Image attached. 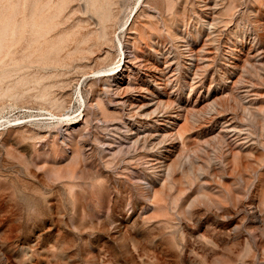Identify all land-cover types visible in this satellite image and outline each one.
<instances>
[{"label": "rangeland", "instance_id": "obj_1", "mask_svg": "<svg viewBox=\"0 0 264 264\" xmlns=\"http://www.w3.org/2000/svg\"><path fill=\"white\" fill-rule=\"evenodd\" d=\"M0 1V264H264V0Z\"/></svg>", "mask_w": 264, "mask_h": 264}, {"label": "bare ground", "instance_id": "obj_2", "mask_svg": "<svg viewBox=\"0 0 264 264\" xmlns=\"http://www.w3.org/2000/svg\"><path fill=\"white\" fill-rule=\"evenodd\" d=\"M9 1V0H8ZM14 1V0H13ZM16 2H17V0H15ZM34 1V0H33ZM44 1V0H43ZM61 1V0H60ZM65 1V0H64ZM1 2V1H0ZM15 2V3H16ZM48 2H50V1H48ZM66 2V1H65ZM149 1L148 0H142V3L143 4H145V3H148ZM18 3V2H17ZM31 3H32V1H31ZM43 3V2H42ZM59 3V2H58ZM62 3V2H61ZM60 3V4H61ZM1 4V3H0ZM6 4H7V1H6ZM12 4V3H11ZM35 4V3H34ZM48 4V3H47ZM90 4V3H89ZM94 4V7H93V9L95 10V13L97 14V17H98V19H99V21L97 22V23H99L100 25H101V27H100V30H99V32H97V36H96V39H97V42H96V44H99L100 46L102 45V49H104V51H105V47H108V44L109 43H111L112 42V38L110 37V31H109V21H111L112 20V18H113V15H112V12H111V8L108 6L107 7V12H103L102 11V6L101 5H98V6H96L95 5V3H93ZM104 4V3H103ZM2 5H4L3 3H2ZM17 5V4H16ZM16 5H14V6H16ZM42 5V4H41ZM53 5V4H52ZM59 5V4H58ZM64 5V4H63ZM5 6V5H4ZM42 6H45L44 4L42 5ZM51 6V5H50ZM55 7H56V5H55ZM62 7H64V6H62ZM6 8V7H5ZM13 8V7H12ZM15 8V7H14ZM31 8V7H30ZM39 8V7H38ZM42 8V7H41ZM44 8V7H43ZM10 9V8H9ZM59 9V8H58ZM61 9V8H60ZM8 10V9H7ZM32 10V9H31ZM57 10V9H56ZM1 11H2V9H1ZM11 11H13V10H11ZM19 11V10H18ZM45 11V10H44ZM47 11V10H46ZM53 11V10H52ZM55 11V10H54ZM3 12V11H2ZM33 13H34V11H32ZM48 12H49V10H48ZM60 12H62V11H60ZM4 13V12H3ZM7 13V12H6ZM9 13V12H8ZM56 13V12H55ZM12 14V13H11ZM44 14V13H43ZM57 14V13H56ZM59 14V13H58ZM8 15V14H7ZM18 15V14H17ZM38 15V14H37ZM45 15V14H44ZM48 14H46V16H47ZM51 15H54L53 13L52 14H50L49 16H51ZM61 15V14H60ZM33 16V15H32ZM43 16V15H42ZM56 16V15H55ZM6 17V16H5ZM19 17V16H18ZM30 17V16H29ZM38 17V16H37ZM9 18H11V17H9ZM35 18V17H34ZM48 18V17H47ZM58 18V17H57ZM37 18H35L34 20H36ZM44 19V18H43ZM3 20V19H2ZM41 20V19H40ZM16 21V20H15ZM46 21H48V20H46ZM4 22V21H3ZM11 22V21H10ZM14 22V21H13ZM18 22V21H17ZM27 22H29V21H27ZM37 23V22H36ZM40 23V24H39ZM39 23H37L36 24V26H37V29H38V27L40 28V25H41V22H39ZM42 23L44 24V22L42 21ZM14 24V23H13ZM16 24V23H15ZM29 24V23H28ZM27 24V25H28ZM33 24V23H32ZM51 24V23H50ZM55 24V23H54ZM57 24V23H56ZM134 22H133V20L131 21V23H130V29L131 28H134ZM5 25H6V23H5ZM8 25V24H7ZM31 25V24H30ZM49 25V24H48ZM21 26V25H20ZM51 26V25H50ZM56 26H58V25H56ZM32 27V26H31ZM4 28V27H3ZM21 28V27H20ZM30 28V27H29ZM45 28V27H44ZM43 28V29H44ZM52 28V27H51ZM85 28V27H84ZM10 29V28H9ZM14 30H15V28H13ZM13 29H11V30H13ZM42 30V29H41ZM40 30V31H41ZM47 30H49V29H47ZM51 30V29H50ZM6 31V30H5ZM9 31V30H8ZM30 31V30H29ZM28 31V32H29ZM33 31V30H32ZM73 31V30H72ZM97 31H98V29H97ZM27 32V31H26ZM39 32V29L36 31V33H38ZM51 32V31H50ZM67 32V31H66ZM71 32V31H70ZM2 33V32H1ZM6 33V32H5ZM15 33V32H14ZM14 33H12V34H14ZM43 33V32H42ZM88 33V32H87ZM94 33V31H90L89 32V36H91L92 34ZM9 34V33H8ZM18 34V33H17ZM62 34V33H61ZM66 34V33H65ZM40 35V34H39ZM70 35V34H69ZM87 35V34H86ZM86 35H85V38H86ZM1 36H2V34H1ZM3 36H4V34H3ZM11 36V35H10ZM21 36H23V35H21ZM25 36V35H24ZM27 36V35H26ZM29 36V35H28ZM31 36V35H30ZM35 36H37V35H35ZM42 36H43V34H42ZM60 37H61V35H59ZM9 37V36H8ZM34 37V36H33ZM39 37V36H38ZM37 37V38H38ZM63 37V36H62ZM88 37V36H87ZM28 38V37H27ZM36 38V37H35ZM44 38V37H43ZM50 38V37H49ZM59 38V37H58ZM84 38V37H83ZM3 39V38H2ZM6 40H7V38H5ZM51 39V38H50ZM53 39V38H52ZM69 39V38H68ZM80 39V38H79ZM82 39V38H81ZM9 40V39H8ZM12 40V39H11ZM16 40H18V39H16ZM29 40V39H28ZM38 40V39H37ZM42 40V39H41ZM60 40H61V38H60ZM60 40H59V42H60ZM72 40V39H71ZM85 40V39H84ZM5 41V40H4ZM34 41V40H33ZM47 41V40H46ZM54 41H56V40H54ZM64 41V40H63ZM80 41V40H79ZM9 42V41H8ZM15 42V41H14ZM51 42H53L52 40H51ZM56 42H58V41H56ZM77 42V41H76ZM11 43V42H10ZM18 43V42H17ZM35 43H36V41H35ZM44 43V42H43ZM46 44H47V42H45ZM78 43V42H77ZM80 43V42H79ZM7 44V43H6ZM29 44V43H28ZM40 44V43H39ZM81 44V43H80ZM8 45H10V44H8ZM8 45H6V46H8ZM55 45V44H54ZM53 45V46H54ZM62 45V44H61ZM5 46V47H6ZM59 46V45H58ZM63 46V45H62ZM31 47H35V46H31ZM39 47V46H38ZM47 47V46H46ZM61 47V46H60ZM78 47V46H77ZM43 48V47H42ZM57 48V47H56ZM59 48V47H58ZM57 48V49H58ZM76 48V47H75ZM10 49V48H9ZM38 49V48H37ZM51 49V48H50ZM54 49H55V47H54ZM62 49V48H61ZM60 49V50H61ZM49 50V49H48ZM122 50H123V48H122ZM7 51H8V49H7ZM40 51H42V50H40ZM45 51H46V49H45ZM58 51V50H57ZM73 51H75V50H72V52ZM15 52V51H14ZM30 52V51H29ZM31 52H33V51H31ZM34 52H36V50L34 51ZM47 52V51H46ZM59 52V51H58ZM85 53L87 52V50H85L84 51ZM16 53V52H15ZM26 53V52H25ZM39 53V51L37 52V54ZM68 53V52H67ZM27 54H28V52H27ZM34 54V53H33ZM37 54H36V56H37ZM53 54H54V52H53ZM6 55H7V53H6ZM42 55V54H41ZM50 55V54H49ZM52 55V54H51ZM84 55V54H83ZM9 56V55H8ZM10 56H12V51H11V55ZM35 56V55H34ZM29 57V56H28ZM33 57V56H32ZM37 57H39V56H37ZM43 57V56H42ZM41 57V58H42ZM72 57V56H71ZM12 58V57H11ZM46 58V57H45ZM52 58V57H51ZM15 59V58H14ZM49 59V58H48ZM17 60V59H16ZM43 60V59H42ZM45 60V59H44ZM1 61V60H0ZM8 61H9V58H8ZM11 61V60H10ZM5 62V61H4ZM2 65V64H1ZM0 65V66H1ZM123 69V68H122ZM121 69V70H122ZM120 70V71H121ZM6 73V72H5ZM9 73H10V71H9ZM1 76V75H0ZM2 77V76H1ZM34 77H36L37 78V76H34ZM158 83H160V82H158ZM46 87V86H45ZM11 88V87H10ZM47 88V87H46ZM13 89V88H12ZM6 92V91H5ZM15 93V92H14ZM46 93V92H45ZM3 94V93H2ZM11 94H13V92L11 93ZM8 95V94H7ZM16 95V94H15ZM14 95V96H15ZM43 95V94H42ZM48 95H49V93H48ZM6 96V95H5ZM41 96V95H40ZM1 97V96H0ZM44 98H45V96H44ZM49 98V97H48ZM53 101V100H52ZM166 102V101H165ZM58 104H60V103H58ZM148 107L149 106H146V103H139V104H137V105H135L134 106V112L136 113V115L138 114V115H140L142 112H145L147 109H148ZM213 110V109H212ZM53 113V112H52ZM53 115H56L55 113H53ZM181 133V132H180ZM132 140H133V142L134 143H138L139 142V140H140V137H139V135H138V133H136L135 135H132L131 137H130ZM147 139V138H146ZM142 142V141H141ZM146 144H147V142H146ZM163 156V155H162ZM69 184H70V182H69ZM76 186V185H75ZM66 192H67V194H69V195H71V197L72 198H74V199H77V197H79V196H77L78 194H77V191H76V189H75V187H74V185L73 184H71L69 187H68V189H66L65 190Z\"/></svg>", "mask_w": 264, "mask_h": 264}]
</instances>
